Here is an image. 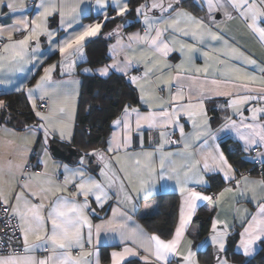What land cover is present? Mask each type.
I'll return each instance as SVG.
<instances>
[{"label":"crops","instance_id":"0c3cea01","mask_svg":"<svg viewBox=\"0 0 264 264\" xmlns=\"http://www.w3.org/2000/svg\"><path fill=\"white\" fill-rule=\"evenodd\" d=\"M129 0H127L128 3ZM17 9L15 11L9 10L5 5L0 4V27H6L14 23L15 20L28 17L29 20L35 18L39 9L37 6L40 4V0H15ZM107 7H101L97 5L96 0H63V3L67 7L78 5L75 16V22L72 23V27L67 29V32L73 30H81L82 26L88 24L101 23L102 27L105 22V14L110 18L111 13L117 15L113 10L112 0H106ZM150 2V1H149ZM165 4L168 0H164ZM182 0H179V4L172 0L174 8L182 9L191 13L198 19L204 21L207 29L216 33L221 37L220 40H212L210 37H205L203 43L194 41L191 36H183L179 33H173L170 29L165 33V39L169 42L170 47L173 48L167 57H159L156 55V59H159L161 65H170V68H163L162 72L150 74L149 81L146 82L144 79L145 66L144 63L137 62L136 59L132 60V64L129 67L127 73L116 71L114 68H109V73L105 76L99 74L98 69L118 63L123 65L126 59V53L128 57H131L133 53L130 50H121V46L117 44L120 40L122 44L126 45L129 43L128 36L131 34L139 33L141 36L144 35L145 24L143 22V16H140V26L124 30L122 24H118L113 31H111L112 41L108 45V58L109 60L102 65L90 68L88 66H81V62L85 56V45L86 43L102 35V27L100 32L91 38H87L83 48V57L76 58L74 66L69 69L67 62H65L64 68H61V56L58 50L59 41L66 35L65 29L61 28L59 13H55L47 18V29L53 33V37L49 40L47 34H42L39 37V47L36 46V42L30 43L29 48V60L27 63H23L20 66L12 67L7 62L0 68V100L4 101V106L0 107V189H2L5 195L12 194V203H14V196L16 192L21 189L19 185L27 181L32 191H37L42 187H48L47 181L52 180L55 183H61L65 176V165L70 170L82 169L87 176L95 178L101 183H105V178L101 175V170L104 169V164H109L108 169H104L109 175L115 172L119 179L116 183L106 190L108 191L109 199L104 202L103 207H100L96 202L95 198L90 196L89 202L91 208L87 210L89 219L93 224H100L112 218L113 208H117L121 213L125 214L126 219L124 223L126 228L124 229L125 235L128 237H138L141 233L146 236L158 235L161 239L170 240L173 238L175 229L179 224L180 211L183 204V195L180 191L182 184H177L175 179H168L167 176L171 174V169L175 168L176 172L179 173L181 181L185 179L184 173L188 172V176L191 178L188 187H194L197 191H202L206 195H218L224 188H232L233 191L227 193L225 197L217 204H209L207 201L197 202V206L191 220L188 221L185 229L184 238L178 247V254L169 257L170 264H185L183 257L188 254L189 247L191 252L194 253L193 259L196 264H218V258L220 260L227 259L225 252L232 241L233 248L236 252L240 253L244 261L253 258L262 248L264 238L257 240L253 245L252 254L245 256L243 250L239 247L240 233L243 231L247 224V221L251 219L252 215H255L258 211V203H264V189L260 185H253L252 181L264 180L261 174H244L239 175L238 171L234 168L228 158V153L223 147V142L231 141L228 145L229 150H236V147L243 152V158L245 161L252 162L255 158H259L264 164V147H250L249 150L245 151L244 142L239 139L236 131L231 127L226 126L228 124V118L237 121L239 123L240 117L233 114V110L228 107V102L231 97L227 96H216L214 94L207 93L206 98L203 101L204 112L206 116L196 115L192 118L197 122V125H202L203 120L207 119L208 127L211 132L215 135L216 139L212 140L210 137L201 136L200 139L195 138V133L200 131L199 127H194L192 120L187 116L181 115L178 124L183 126L184 136L182 138L180 128L178 126H169L165 129H153L148 130L146 127L143 130V148L141 147L140 135L135 131V117L133 115V133H132V144L131 147L126 151L131 154L139 153L143 151L154 152L153 167L156 172H160V152L156 151L157 147L161 143L160 132L165 131L168 134V138L174 143H165L163 152L172 153L171 156L165 159V179H160L159 175H154L150 187L142 191H134L133 189L140 188V179H147V173L145 172L142 177L138 176L134 171L132 159L125 157V150L121 149L119 153H109L108 142L112 138L113 132L119 131L118 128L113 126V121L122 117L123 109L127 105L129 107L139 108L141 112H146L147 106L144 105L140 100V88L133 84L137 91L138 101L137 103H126L123 106L122 111L112 119L110 132L103 143H89L84 139V132L81 127L78 126V117L81 113V97L83 93V80L79 75V72H85L88 74H94L100 78H108L112 74L123 75L130 80L132 76L141 78L140 84H143L146 89L155 88L157 94L164 100L169 99V88L160 84L156 81L157 75H167L171 72L173 76L176 75V65L184 64V68H191L192 71H185V76L192 75L198 76L201 80L205 79V73H197L195 68L208 67L207 79H223L221 73L226 71L228 65L238 66L243 68L249 73H253L256 76L264 75L260 72V68H264V46L260 44L258 38L247 28L245 22L238 16V14L231 8L230 5L226 4V0H222L227 7L228 12L231 13L232 19H228L223 9H216L211 14L208 11L206 0H194V3L202 10V13L197 15L190 9L181 5ZM60 0H57L59 5ZM23 7H20V5ZM150 16L159 18L161 13L159 10H154L149 13ZM172 15V10L164 13V17ZM71 20V17H66V24ZM259 26L264 27V22H258ZM183 26V25H181ZM26 33L16 32L13 33V39H22ZM109 34L105 33V37ZM154 35V33H153ZM173 38L177 41L175 44L172 43ZM0 51L4 43H8L7 36L0 38ZM227 41V46L225 45ZM180 43L194 44L197 51L191 54L192 60L189 63L186 59V55L182 54L180 49ZM115 46V48L113 47ZM136 47V57L139 58L141 48H146L145 45H139ZM231 48L238 49L239 52H243L246 56H250L256 60V65L245 64L242 59H230L225 56V52H230ZM187 53V49L184 50ZM209 53L208 57H205L203 53ZM6 55V54H5ZM151 55V54H150ZM218 60H225V65L219 64ZM52 65H56L54 71L51 73V81L48 84L50 90L53 92V98L62 99L64 93H68L71 96V103L66 111V114L62 116L65 124L69 127L67 131L70 132V139L61 140L59 132L57 131L54 135H50L47 144H45L44 132L37 126L41 123L39 118L33 111L31 101L28 98V90L35 89L37 82L44 75V69ZM151 67V65H149ZM90 69V71H85ZM185 83H189L185 81ZM163 88V91L159 89ZM175 81H172L171 92H175ZM187 92V89H185ZM12 94H20L24 100V106H27L36 119V122L27 127H22V121L9 116L7 112V101L5 96ZM39 92L35 93V99L37 103V110L39 109ZM186 102V101H185ZM250 106H264V104L256 105L253 102L250 105L243 106L244 115L250 116L248 107ZM51 107V100H49L48 111ZM44 112L47 114V112ZM12 122V123H10ZM260 123H264V115L261 116ZM35 128V135L31 134V130ZM5 129L8 131L5 132ZM205 139L208 140L209 147L203 148ZM188 143L190 147L185 150L184 144ZM53 145L58 146L66 153L69 152L70 148L75 150L70 160L62 157H57L53 153L51 147ZM219 147V151L223 152L224 156L228 160L229 164L234 169L235 179L226 181L223 177V173L219 171L209 172L203 169L204 154L211 151L212 148ZM46 149V151H45ZM257 149V154L253 153V150ZM94 151L103 152L106 156V161H101L98 156L92 155ZM120 157V162H117V157ZM83 159L84 163H81ZM143 161V157H140ZM199 161L196 167L192 165ZM211 163V161H209ZM18 165H22V169L18 168ZM123 166L128 176L132 178V183L125 178V172L121 171ZM191 168V171L189 169ZM217 176L219 181L223 183L222 187L218 190L211 191L212 182L210 177ZM203 178V184H196L195 181ZM247 178L248 184H245L244 179ZM236 181H240L239 187L236 185ZM123 182L124 190L132 197L131 203L121 202L124 200L123 193L119 190V184ZM255 188L256 199H253V192L249 189ZM75 188L69 186L68 193L74 192ZM163 194H174L178 199V214L175 222V227L170 236L163 234L149 232L139 221L138 217L153 213L157 210L159 197ZM61 195V193H56ZM33 203H39V198H31ZM55 199V196L50 195L48 199L44 200L46 205L45 214L47 207L50 206L51 201ZM78 202H83L84 197H76ZM201 208H206L209 212L211 225L209 233L204 237H199L198 226L194 223V219L197 212ZM247 210V214L243 210ZM239 210V211H238ZM244 218L242 223L241 218ZM218 220L217 232H225L224 244L225 249L223 252L218 253V245L212 242V222ZM224 225H227L225 229ZM50 231V222L46 225ZM85 233V245L84 251L93 253L90 260V264H96L97 259L99 264H110L111 252L121 251L125 246L132 247L139 252L138 256L128 257L125 262L131 259H137L143 264L144 260L140 259V256H148L149 264H163L161 261H157L154 256L149 253H145L138 243H133L131 238L126 239L121 243V237L119 233L114 232H101L99 238L93 235L92 244L87 243V229ZM191 241V245H189ZM21 244L23 245V237H21ZM211 249L210 256H199V252ZM79 249H73L72 255L78 256ZM23 253V252H22ZM21 253V254H22ZM38 259L44 258L49 255L48 252L37 249L33 253ZM228 260V259H227ZM229 264H238L228 260Z\"/></svg>","mask_w":264,"mask_h":264},{"label":"snow or ice","instance_id":"6c2138e0","mask_svg":"<svg viewBox=\"0 0 264 264\" xmlns=\"http://www.w3.org/2000/svg\"><path fill=\"white\" fill-rule=\"evenodd\" d=\"M97 5L107 7L106 0H96ZM179 4V0H175ZM208 11L211 14L216 9H223L224 14L228 19H232V15L228 12L225 3L222 0H206ZM0 4L5 5L9 10L15 11L17 4L15 0H0ZM226 4L238 14V16L245 22L248 29L258 38V41L264 46V27L259 26L258 22H264V0H226ZM113 10L118 16H124L128 10L127 0H112ZM20 7H23L21 4ZM40 11L37 12L35 18L29 20L28 17H22L14 21L13 24L6 27H0V38L7 36L8 43H4L2 51H0V68L7 62L12 67H17L29 60V48L31 42H36L39 47V37L42 34H47L49 40L52 39L53 33L47 29V18L55 13H59L61 28L65 29L66 35L59 41L58 50L61 56V68H64L67 62L68 68L71 69L75 64L76 58L83 57V48L87 38L95 37L102 27L101 23L88 24L82 26L81 30H73L67 32L68 28L72 27L75 22L74 13L77 12L78 5L67 7L63 0H60L59 5L57 0H40L37 6ZM159 10L161 16L159 18L150 16L149 13ZM172 10V15L167 18L164 13ZM138 16H143L145 24L144 35L139 33L131 34L128 36L126 45L122 44L120 40L117 44L121 46V50H130L133 55L127 56L123 65L113 63L112 65L98 69L100 75L105 76L109 73V68H114L116 71L127 73L132 64V60L136 59L137 62H143L145 66L144 79L150 83V74L162 72L163 68H170V65H161L159 57H167L173 51L169 42L165 39V33L170 29L173 33H179L183 36H191L194 41L203 43L205 37H210L212 40H220L221 37L216 33L207 29L204 21L196 18L191 13L182 9L174 8L172 0H168L165 4L164 0H146L145 3L140 4L136 8ZM66 17H71L66 24ZM105 21L109 17L105 14ZM183 25V26H181ZM24 32L26 33L22 39H13V33ZM154 33V35H153ZM110 33L109 35H111ZM177 41L173 38L172 43ZM227 46V41L224 42ZM145 45L146 48H141L139 58L136 57V47ZM115 48V46H113ZM182 54L186 55V59L191 63V54L198 49L194 44L180 43ZM187 49V53L184 50ZM6 54V55H5ZM151 54V55H150ZM205 57L209 53H203ZM225 56L230 59H242L243 63L256 65V60L250 56H246L238 49L231 48L230 52H225ZM221 65H225V60L217 61ZM151 65V67H149ZM56 65H52L44 69V75L37 82L35 89L28 90V98L31 101L33 111L39 118L41 123L37 126L42 129L45 137V144L48 142L50 135H54L57 131L61 140L70 139V132L67 131L68 125L64 123L62 116L71 103V96L64 93L62 99L53 98V92L50 90L48 84L51 81V73L54 71ZM90 71V69H85ZM185 71H192L191 68L185 69L184 64L176 65V75L173 76L171 72L167 75H157L156 81L169 88V99L164 100L157 94L155 88L146 89L143 84L139 83L141 78L132 76L131 83L136 84L140 88V100L147 106L146 112H141L139 108L125 106L121 118L113 121V126L118 128L119 131L113 132L111 140L108 142L109 153H119L121 149L125 150V157L132 159L135 173L142 177L147 173V179H140V188L133 189L134 191H142L150 187L152 177L159 175L160 179H165V159L172 155V153H164L163 148L165 143H174L168 138L165 131L160 132L161 143L156 151L160 152V172L157 173L153 167L154 152L141 151L139 153L131 154L126 150L131 147L132 133H133V115L135 117V131L140 135L141 147L143 148V130L146 127L148 130L165 129L169 126H178L180 128L181 136H184V129L182 125L178 124L181 115L187 116L190 120L196 115L206 116L204 112L203 101L206 94H214L216 96L231 97L228 102V107L233 110V114L240 117L239 123L228 118L226 126L231 127L236 131L237 136L244 142L245 151L250 147H264V123H260L261 116L264 115V106H250L248 112L250 116L244 115L243 106L250 105L255 102L256 105L264 104V75L256 76L253 73L245 71L243 68L233 65H228L226 71L221 73L223 79H207L208 67L195 68L197 73H205V79L201 80L198 76L187 75ZM260 72L264 73V68H260ZM172 81H175V92H171ZM188 81L189 83H185ZM187 89V92H185ZM163 91V88L159 89ZM39 92V100L45 101L46 98L51 100L50 110L46 113L37 110V103L35 93ZM186 101V102H185ZM4 106V101L0 100V107ZM194 127H199L201 130L195 133V138L200 139L201 136L210 137L215 140V135L208 127L207 119L203 120L202 125H197L195 120H192ZM8 130L5 129V132ZM31 134L35 135V128L31 130ZM190 147L188 143L184 144L185 150ZM203 148L209 147L208 140L205 139ZM46 151V149H45ZM92 155L99 157L101 161H106V156L103 152L94 151ZM143 157V161L140 159ZM211 161V163H209ZM117 162H120V157H117ZM83 164V159L81 160ZM199 161H196L192 167H196ZM22 169V165H18ZM65 176L61 183H55L48 180V187H42L39 192L32 191L27 181L19 185L20 191L15 193L14 203H12V194L5 195L4 191L0 189V207H3L5 214L9 216V223L11 218L15 217L18 220L16 227L19 229L23 237V253L13 249L7 254H0V264H90L88 259L93 253L85 252V233L87 229V243L92 244L93 235L99 238L101 232H114L119 233L121 243L126 239L131 238L133 243H138L139 247L150 255L154 256L157 261L163 264H170L169 257L178 254V247L180 246L184 235L186 225L191 220L195 212L197 202L207 201L209 204L219 203L227 193L233 191L232 188H224L218 195H206L202 191H197L194 187H188L191 178L188 172L184 173L185 179L181 181L179 173L175 168L171 169V174L167 176L168 179H175L177 184H182L180 191L183 195V204L180 211L179 224L175 229L173 238L170 240L161 239L158 235L146 236L142 233L136 237H128L125 235L124 229L126 224L125 214L121 213L119 209L113 208L112 218L100 224H93L89 219L87 210L91 208L89 197L95 198V202L103 207L110 197L106 190V185L111 188L119 177L115 172L109 175L104 169L109 168V164H104V169L101 170V175L105 178V183L97 181L91 176H87L82 169L70 170L65 165ZM203 169L209 172L219 171L223 173L226 181L235 179L233 173L234 169L229 164L223 152L219 151L216 146L204 154ZM121 171L125 172V178L132 183V178L128 176L126 169L121 166ZM191 171V168L189 169ZM245 184L249 181L243 178ZM196 184H203V178L195 181ZM253 185H260L264 189V180L252 181ZM237 187L240 181H236ZM69 186L75 188L74 192L67 193ZM119 190L123 193V202L131 203L132 197L124 190V184H119ZM253 192V199H256V189L253 187L249 189ZM61 193V195H56ZM50 195L55 196L51 201L50 206L47 207L44 200L48 199ZM83 196V202H78L76 197ZM31 198H39V203H33ZM239 211V210H238ZM247 214V210H243ZM242 223L244 218H241ZM50 222L51 229H47L46 225ZM219 221L213 220L211 237L213 244L218 245V253L223 252L225 249L224 236L225 232H217V225ZM227 229V225H224ZM240 235L239 247L243 250L245 256L252 254L253 245L257 240L264 238V203H258V211L251 219L247 221L246 226ZM191 245V241L188 242ZM37 249H42L49 253L44 258H37L33 253ZM79 249V255L73 256L72 250ZM139 252L132 247L125 246L121 251L111 252L110 264H125L128 257L138 256ZM194 253L191 252L189 247L188 254L183 257L185 264H196L193 259ZM145 264H149L148 256H140ZM96 264H99L97 259ZM218 264H229L227 259L220 260Z\"/></svg>","mask_w":264,"mask_h":264},{"label":"trees","instance_id":"16d2710c","mask_svg":"<svg viewBox=\"0 0 264 264\" xmlns=\"http://www.w3.org/2000/svg\"><path fill=\"white\" fill-rule=\"evenodd\" d=\"M150 1V0H149ZM146 0H129V10L124 16L114 15L104 22L102 35L89 40L85 45V56L81 66L90 68L105 64L109 58L107 54L108 45L112 41L111 35L105 37V33L110 34L118 24L123 25L124 30H129L140 26V16L136 13V8L145 3ZM181 5L199 15L202 10L194 3V0H182ZM83 80V93L81 97V113L78 117V126L83 129L84 139L89 143H103L107 138L111 122L123 109L127 103H137V91L133 84L123 75L112 74L108 78H100L94 74L79 72ZM7 101V112L13 120L22 121L27 127L36 122L34 114L24 106L23 97L20 94L5 96ZM12 123V122H10ZM13 124V123H12ZM231 141L223 142V147L228 153V158L240 175L244 171L252 174H259V169L252 162L245 161L243 152L236 147V150H229ZM264 168V167H263ZM212 184L211 191L218 190L223 183L217 176L210 177ZM178 214V199L174 194H163L159 197L157 210L153 213L138 217L140 223L152 233L170 236L174 230ZM198 226L199 237L206 236L210 231L211 219L206 208H201L194 219ZM230 242L225 255L228 260L238 264H264V243L261 250L251 259L244 261L241 254L233 248ZM211 249L199 252V256H210ZM125 264H143L137 259H131Z\"/></svg>","mask_w":264,"mask_h":264},{"label":"built area","instance_id":"2783aa9c","mask_svg":"<svg viewBox=\"0 0 264 264\" xmlns=\"http://www.w3.org/2000/svg\"><path fill=\"white\" fill-rule=\"evenodd\" d=\"M2 43V41H0ZM49 99L40 101L39 109L42 112L48 111ZM258 150H253L254 154H257ZM254 166L259 169V174L264 179V164L259 158L254 159ZM250 171H244L240 175L248 174ZM18 220L15 217L11 218L9 223V216L5 214L3 207H0V254H7L13 249L18 252H23V246L21 244V233L16 227Z\"/></svg>","mask_w":264,"mask_h":264},{"label":"water","instance_id":"95a60500","mask_svg":"<svg viewBox=\"0 0 264 264\" xmlns=\"http://www.w3.org/2000/svg\"><path fill=\"white\" fill-rule=\"evenodd\" d=\"M51 149H52L53 153L55 154V156H57V157H62V158L67 159V160H70L71 157H72V154L75 153V150H74L73 148H70V149H69V152L66 153L64 150L60 149V148H59L58 146H56V145H53V146L51 147Z\"/></svg>","mask_w":264,"mask_h":264}]
</instances>
